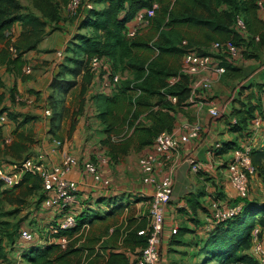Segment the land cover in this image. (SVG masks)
I'll list each match as a JSON object with an SVG mask.
<instances>
[{"label":"trees","instance_id":"trees-1","mask_svg":"<svg viewBox=\"0 0 264 264\" xmlns=\"http://www.w3.org/2000/svg\"><path fill=\"white\" fill-rule=\"evenodd\" d=\"M30 1L39 12V16L23 15L22 5L18 0H0V42L6 41V47L13 46L18 59L28 51L37 50L38 43L47 35V27L59 23L61 18L59 10L62 6L65 7L69 0ZM99 1L106 2L102 10L92 8L84 11L85 27L89 34L78 33L67 42L64 49L66 54L60 64L62 69L57 73L58 77L52 89L57 92L59 102L62 103L65 95H70L79 87L77 93L79 103L76 111L71 113V129H74L77 115L83 112L85 106V95L89 87L96 83L89 69L91 59L97 57L101 59L102 66H106L99 78L104 74L109 77L115 73L121 75L113 91L97 90L94 97L98 101L97 117L102 125V131L106 134L104 139L99 140V149L104 148L110 160L116 162L132 147L134 150L149 147L157 135L170 132L174 119L171 114L174 112V104L169 97L176 98L175 105L184 106L191 95V76L182 70L183 64L179 67L169 64L170 58L185 55L190 48L181 41L179 38L181 33L175 27L182 24L204 26L208 28L210 39L215 35L219 37V40L213 39L216 40L214 42H230L240 47L245 56L250 42L247 36L235 31L233 25L236 16L240 15L245 20L248 30L254 32L257 6L256 0H175L173 5L170 4V0ZM94 2L97 3L98 0ZM155 3L157 7L147 27H154L157 31L156 39L150 43L138 38V33L132 38L127 37V24L133 20L136 12L151 8ZM179 5L181 8L178 11L176 8ZM196 9H201L206 16L195 13ZM16 22L21 25V31L16 40L10 43L7 35ZM53 29H56V25ZM262 41L264 42V39H261L259 44ZM139 50L155 51L156 55L152 58L139 56ZM196 53L214 57L220 66H224L225 72L238 71L235 67L236 62L221 51L210 50L207 46ZM7 54L8 48H4L0 52V61L5 60ZM70 64L73 66L69 67ZM125 71L129 72L127 76L124 75ZM65 74H69L72 79L64 78ZM172 77L177 78L174 83H170ZM252 113L253 108H246L243 114H237L242 126L246 125L245 122ZM9 116L16 120L11 114ZM31 119L25 118L17 127L20 128ZM16 131L14 139L7 142L0 125V162L13 163L30 157L28 152L35 142L32 131L26 129ZM250 156L255 171L257 168L263 172L264 147L260 149L251 146ZM4 185L0 180V202L6 201L11 205H22L24 197L31 196L41 189L39 177L30 173L22 175L20 181L12 187L13 191L20 189L21 197L14 198L13 193L3 188ZM249 194L250 187L247 197L237 196L238 201L231 204H240L241 211L234 217L215 224L208 233V239L202 247L206 262L259 264L252 256L251 241L254 228H259V237H264V204L251 202ZM43 196L44 193L41 198ZM119 210L120 208L112 209L109 215ZM91 223L92 219L87 221L85 226L79 221L69 229H59L57 233L51 234L50 227L57 226V221L46 228V238H55L54 243L45 246L36 244L27 250H20L19 257L26 264H130L122 252L110 251L106 257L105 249L108 248L106 241L96 248V243L102 235H97L96 232L90 234L92 231L88 226H91ZM8 226L9 223L6 221L0 222V263L9 261V253L13 248H24L16 238L17 233L11 231ZM107 228L108 226L105 231ZM138 231L139 228L120 232L118 228L114 230L111 240L120 239L123 244L141 251L146 238L138 235ZM63 237L67 240L64 249L59 243Z\"/></svg>","mask_w":264,"mask_h":264},{"label":"crops","instance_id":"crops-1","mask_svg":"<svg viewBox=\"0 0 264 264\" xmlns=\"http://www.w3.org/2000/svg\"><path fill=\"white\" fill-rule=\"evenodd\" d=\"M174 1L170 0V4L173 5ZM105 6L106 2L98 0L95 9L102 10ZM180 8L179 5L176 9L179 11ZM35 11L37 16H39V12L36 9ZM195 13L206 16L201 9H196ZM255 13L256 27L254 26L253 28L254 32L248 30L247 35L250 45L245 52V56L242 54L235 63L238 71L226 70L221 75H215L214 79L212 78L209 90L204 89L200 84L204 77L203 73H199L194 78L191 77V95L184 106L175 105L176 98L169 97L171 103L174 104V112H171L174 119L171 131L168 133L173 134L177 138L179 149L172 152L168 159L160 158L159 163L155 165L154 171L150 175L143 173L138 168L136 183L126 186V183L121 184L115 178L111 179L112 172L109 168L116 167V164L122 163L124 159L134 153L144 157L151 152L152 145L141 150H134L132 147L127 154L121 155L116 162H112L105 149L100 150L98 145L95 148L97 156H103L100 159V163H98H104L102 167L106 173H101V167L98 168V179L81 170L79 166L66 172L65 176L78 184L79 203L72 209L75 217L77 215L76 221H82L85 226L87 221L92 219L90 225H93V223L99 224L98 230L101 232L98 231L96 233L102 236L99 237L100 240L96 243V248H98L100 243L106 241L108 245V248L105 249L106 257L110 251L122 252L130 264H136L140 249H132L129 245L123 244L120 239L116 241L111 240V238L114 230L118 228L122 232L124 230H136L137 228L141 230L148 226L150 221L148 208L156 188L153 182L148 181L147 177L151 176L157 182L165 177L170 178L172 182V193L169 203L164 208V222L160 235V264H203L205 262L202 247L208 239V233L214 227L212 223V204L216 203L221 207H227L238 201L237 194L229 182L226 167L227 162L233 155V149H242L245 146H255L261 149L264 146L262 144L264 141V129L253 130L250 127V119L260 114L264 108V42L262 41L259 44L261 39H264V10L256 9ZM85 16L86 13H82L78 18V23H76L77 30L80 32L89 31L85 27ZM60 24L63 25L64 23L61 21ZM134 24L133 20H131L127 26ZM175 28L181 33L182 37L179 36L181 41L184 44H188L191 48L187 49V51L193 50L196 52L207 46L211 50L212 43L216 41L213 39L219 40L217 35L210 39L209 36L211 35L207 33L208 28L201 25L182 24ZM48 29L49 27H47V35L38 43L37 50L28 51L22 56L29 57V53H37L38 51V53H41L43 50L47 52L48 49L45 50V48H48L46 41L50 35H56V33L51 34L55 31L48 34ZM20 31L21 25L16 22L8 32L10 43L16 40ZM72 31L73 29H69L70 33ZM137 36L151 43L156 39L157 31L152 26L143 27L139 30ZM55 37L57 40L50 48L57 51L65 49L67 42L72 38L67 36V31L65 34L61 33L60 36L56 35ZM0 45L6 48V41L0 42ZM138 55L152 58L156 55V52L139 50ZM183 57L184 55L172 57L169 59V64L179 67L183 64ZM25 68H23V73H26ZM67 79H72V77L70 76ZM176 80V77H172L170 78V83H174ZM8 84L10 86L14 85L11 81ZM16 86L17 91L22 94L19 89L20 80H18ZM50 89L52 93L45 94V96L48 95L50 102H53L56 116L55 119L49 121L51 126L49 130L47 129L48 132H42L41 136V149L47 155L45 163L48 167L60 165L62 162L63 157H59V150L53 145L56 139L62 138V136L59 134V126L52 124L57 123V121L61 123L62 119L65 120L63 115L60 116L62 104L60 103L57 107L55 98L57 92L52 89V86ZM4 90V87H0V99L2 100L0 103V114L4 115L6 120L0 125L6 138V132H9L10 124L15 121H22L27 117L13 114L12 110L18 108L16 105L18 102L14 97L16 94L10 98L7 95L8 92L5 94ZM31 91L33 90L31 89ZM29 97L32 101L33 97L31 95ZM57 100L59 102V98ZM206 101L209 102L207 103ZM43 104V102H40L39 105L42 106ZM246 108H253V113L251 117L247 118L246 125L242 126V122L237 119V114H243ZM211 109H215L218 112L217 117L210 114L209 111ZM98 112L99 109L94 113V119H90L94 123H99L102 128L97 117ZM9 114L14 116L16 120L10 118ZM35 116L38 117V115ZM87 116L91 117V113L86 105L76 122L85 123L84 120L88 119ZM34 117H31L32 122H34ZM55 126L57 130L53 128ZM192 127H199V130L196 136L190 137L189 134ZM29 130L32 131V129ZM101 132L102 137L100 139H104L106 134L102 129ZM9 136L10 139L6 138L7 142L14 139V132L12 131ZM32 136L34 138L33 132ZM112 137L114 136L112 135ZM35 144L33 143L32 147ZM3 188L12 187H5L4 185ZM94 205H97V207H94ZM147 205L148 208H144ZM46 208L49 210L46 215L48 217L46 220L49 222L47 226H50L57 221L58 217H61L62 213L55 208ZM115 208H120V212L117 211L110 216L109 213ZM107 226V231H105ZM21 230L28 229L20 228L19 232ZM28 231L31 232L30 230ZM19 239L25 243L33 241V238L27 241L22 240L20 237ZM54 240L55 238H43L44 243L41 245L45 246L54 243ZM33 246L34 244L23 246V249L19 247V253L20 250H27ZM110 247L113 248L111 249Z\"/></svg>","mask_w":264,"mask_h":264},{"label":"rangeland","instance_id":"rangeland-1","mask_svg":"<svg viewBox=\"0 0 264 264\" xmlns=\"http://www.w3.org/2000/svg\"><path fill=\"white\" fill-rule=\"evenodd\" d=\"M20 4L22 5V14L23 15H32L37 16V12L33 8L30 0H18ZM63 7V6H62ZM60 8V21L57 24L49 25V31L48 34H54L60 36L61 33L65 34L67 31V36L69 38L73 37L75 33H77V27L76 23H78L79 14L71 12L65 9V7ZM93 7L96 8V3H93ZM81 13H86L82 12ZM26 13V14H25ZM64 23L63 25L60 24V22ZM82 23V22H81ZM56 25V29L54 30L53 27ZM81 25V24H80ZM79 28V26H78ZM69 29H73V31L70 33ZM88 33L87 30H84L82 32L79 31V33ZM56 35H50L46 43L48 44V48H45L46 51H42L41 53H29L28 56H21L20 59H18V55H14L12 52H10L9 47L8 48V54L6 55V59L3 61H0V87H4V93L6 94L8 92V96L10 98L15 95V99L18 102L16 104L18 108H15L13 111V114L16 116H23V117H34L35 115H38V117H34L32 122L31 120L24 123L23 126L18 128L19 122H13L10 124V130L7 131L6 138L10 139V133L14 130H17L16 132H19L21 129H32L33 135H34V144L33 147L29 150L30 157H25L19 161L28 159V158H35L36 160L43 161L45 163V158L47 155L43 153V150L41 149V136L43 133H47V129L49 130V127L51 126V123L49 121H52V119H55L56 114H54V106L53 102H50L49 97L45 96V94L52 93L50 87L55 83V79H57V73L62 69L60 67V64L63 62V56H65L66 52L65 50L57 51L56 49L50 48V46H53V43L57 40ZM8 36V35H7ZM12 36V35H11ZM66 44V43H65ZM5 46L0 45V52L4 50ZM243 54V53H242ZM240 58H236L234 61L238 60ZM73 65L70 64L69 67H72ZM26 67V68H25ZM23 68H25V71L27 69H30V73L26 74L23 73ZM56 68L57 72H56ZM56 72V73H55ZM129 72L125 71L124 75L127 76ZM215 76V75H214ZM213 76V79H214ZM69 74H65L64 78H69ZM121 77V75H120ZM99 79V76H94V81ZM20 80V91L22 94H20L17 91L16 83ZM14 83V85L10 86L8 82ZM93 84V82H92ZM96 84V83H95ZM90 86L86 95H85V106H88V109L91 113V117L87 116V120L85 119V123H75L74 129H71V113L76 111V108L79 103V99L77 98V93L79 90V87L76 88L70 95H65L64 99L61 102H58V96L55 94L57 107L62 104V108L60 113L64 116L65 120H61V123L57 121V123H53L52 125L59 126V134L62 136V138H57L56 141H59V145L54 143L55 147L59 150V157H63L62 162L60 165H63V168L66 171L71 170L74 167H78L81 170L85 169L86 164H93L97 166V168L101 167V173L106 174L103 165L104 163H100V159L103 158V156L99 157L97 156L96 147L99 145L98 140L102 137L101 132V126L99 123H94L91 121L90 118L94 119V113L98 110L97 104L98 101L94 98L96 96V85ZM6 87V88H5ZM14 87V88H13ZM33 90L30 92V90ZM39 89V90H36ZM55 93V92H53ZM31 95L33 97V100L31 101V98L29 97ZM51 95V94H50ZM1 97V95H0ZM47 97V98H46ZM0 99V103H1ZM40 102H43L44 104L40 106ZM5 106V105H4ZM84 106V109H85ZM46 107V108H45ZM34 108V109H32ZM12 109V108H11ZM58 111V110H57ZM82 114V113H81ZM77 115V121L79 119V116ZM23 119V118H22ZM49 122V123H46ZM21 123V122H20ZM49 125V126H48ZM57 130V127H53ZM51 128V129H53ZM264 129V128H261ZM43 132V133H42ZM9 133V135H8ZM76 133V136H75ZM264 145V141L262 142ZM264 147V146H263ZM70 158L71 160L68 161L67 158ZM99 158V160H98ZM73 159V160H72ZM142 157L138 154H133L132 156L128 157L127 159H124L122 163L116 164V167H110V171L112 172L111 179L115 178L118 182L126 183L127 185H132L136 181V178L138 176V168H140V161ZM67 160V161H66ZM51 162V161H50ZM99 162V163H98ZM104 162V161H103ZM14 163V162H13ZM66 163V164H65ZM0 167L3 172L9 173L11 171L9 164L6 162H0ZM109 167V166H108ZM249 187H250V200L253 203L256 204H264V171L257 170L253 173V175L249 176L248 178ZM136 183V182H135ZM13 187L14 185H5V187ZM9 193H13V197H21L20 195V189H15L13 191V188H8ZM43 190H37L35 191L31 196L24 197L23 201L24 203L22 205L18 204H9L6 201L0 202V222L6 221L9 223L8 228H10L11 231L15 232L16 238L19 240V242L23 246H29L30 244H42L43 238L47 237V229H48V220H46L48 217L46 216L49 212V210L43 205V199L44 196L41 198ZM4 195V194H3ZM7 196V194H5ZM22 199V198H21ZM125 201V200H124ZM150 206V205H149ZM230 206V205H229ZM232 206V205H231ZM94 207H97V205H94ZM144 208H148L144 207ZM17 210V212H14ZM149 213V208H148ZM149 215V214H148ZM68 216V214H64L62 217H58L56 220L61 221L64 217ZM120 217V215H118ZM55 219V218H54ZM56 221V223H57ZM48 222V223H47ZM99 224L96 223L91 226H88L90 230V234L94 232H101L98 230ZM20 228H26L31 231L33 234V241L31 243H25L20 241L19 239V229ZM47 228V229H46ZM89 231V230H87ZM89 234V233H88ZM84 237V236H83ZM264 239V237H263ZM261 240V239H260ZM82 242V241H81ZM252 242V241H251ZM255 240L251 243L253 248ZM8 245H6L7 247ZM60 247L64 249L66 247V244L64 246ZM19 247L13 248V252L9 253V261L5 263L0 264H26L24 260L19 257ZM250 252V250H249ZM207 261V260H206ZM207 264H216V261H208Z\"/></svg>","mask_w":264,"mask_h":264},{"label":"built area","instance_id":"built-area-1","mask_svg":"<svg viewBox=\"0 0 264 264\" xmlns=\"http://www.w3.org/2000/svg\"><path fill=\"white\" fill-rule=\"evenodd\" d=\"M93 3L94 0H69L65 9L67 8V10L74 13H78L80 10L83 12L94 8ZM256 6L258 10H264V0H256ZM155 8L156 5H153L151 8L138 10L133 17V22L135 24L128 26L126 36L132 38L137 35L141 28L147 27L149 25V19L154 15ZM79 13L80 16L81 12ZM233 27L235 31L241 35H248V27L242 16H236ZM9 50L16 55L17 51L15 48L9 47ZM211 50L221 51V53L227 54L232 60L242 56V49L230 42H214L212 43ZM105 68L106 66H102L101 59L97 57H93L89 63L90 72L97 77L100 76L101 71ZM182 70L193 78L199 73H203L204 77L200 81V84L207 90L211 87L213 76L221 75L225 72V68L219 65L217 59L209 55H198L193 50H188L187 53H185ZM26 73H30V69H27ZM119 80V73H115L111 75V77L104 74L102 78L96 80V89L100 92H111L115 89ZM206 102L208 103L209 101ZM209 112L212 116H218V112L215 109H211ZM5 120V116L0 115V123ZM234 121L236 122V120ZM250 127L253 130L264 128V108L260 114L250 119ZM198 130L199 127H192L189 136H196ZM55 143L59 145V141ZM178 149L179 142L173 134L168 132L160 133L154 139L151 152L142 157L139 165L141 171L150 175L154 171L155 165L159 163L158 161L160 158L168 159L169 155ZM250 149V146H245L242 149H233V155L226 166L229 182L240 198L247 197L249 192L248 178L255 172V167L251 161ZM67 160L70 161L71 159L68 157ZM85 166V172L93 175L96 179L99 178L97 166L91 163ZM9 167L11 169L9 173L3 172L0 167V180L3 181L5 185L17 184L25 173L38 176L41 189L44 192L43 205L48 208L60 210L62 213L61 217L65 213L68 214V216L64 217L61 221H58L57 226L50 227L51 234L57 233L59 229H69L76 225L77 221L72 209L79 203L78 184L65 176L67 171L63 168V165L48 167L43 161L31 157L20 162L10 163ZM147 178L148 181L155 184L156 188L149 207V224L146 228L137 232L138 235L146 238V243L137 257L136 264H160V235L164 222V208L169 203L172 193V182L168 177L158 182L154 181L151 176ZM241 207L240 204L221 207L213 203V225L234 217L241 211ZM19 237L27 241L33 237V234L28 230H21L19 232ZM252 237L253 241L255 240L252 248V256L258 260L259 264H264V239L263 237H259V228L253 229ZM59 243L61 246H64L67 243L66 238H61Z\"/></svg>","mask_w":264,"mask_h":264}]
</instances>
